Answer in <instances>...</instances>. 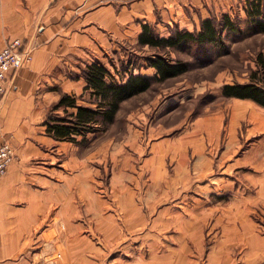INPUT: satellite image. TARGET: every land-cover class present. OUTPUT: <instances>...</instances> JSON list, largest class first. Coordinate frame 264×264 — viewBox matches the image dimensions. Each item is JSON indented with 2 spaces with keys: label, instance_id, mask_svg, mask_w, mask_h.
<instances>
[{
  "label": "crops",
  "instance_id": "0c3cea01",
  "mask_svg": "<svg viewBox=\"0 0 264 264\" xmlns=\"http://www.w3.org/2000/svg\"><path fill=\"white\" fill-rule=\"evenodd\" d=\"M236 1L0 0V50L21 37L32 53L0 107V145L16 150L0 180V264H264V106L236 98L223 147L217 112L168 121L190 102L181 82L156 108L141 101L123 138L57 140L44 124L63 93L84 94L73 75L87 63L120 73L150 47L143 24L199 30ZM212 193L229 201L207 207Z\"/></svg>",
  "mask_w": 264,
  "mask_h": 264
},
{
  "label": "trees",
  "instance_id": "16d2710c",
  "mask_svg": "<svg viewBox=\"0 0 264 264\" xmlns=\"http://www.w3.org/2000/svg\"><path fill=\"white\" fill-rule=\"evenodd\" d=\"M244 9V19H233L231 14L223 13L219 20L216 16L203 20L199 30L190 31L174 25L168 37L161 36L153 25L143 24L139 43L162 51L153 58L148 57V65L157 70L156 74L149 77L132 73L124 80L118 79L111 68L99 59L87 63L73 76H82L86 80L85 92L89 91L90 94L86 100L90 104L79 103V98L84 94L63 93L50 107L44 122L46 132L57 140L83 144L89 140L88 134L107 129L116 120L125 100L147 91L155 82H164L189 70L188 61L169 55L172 50L223 43L225 31H240L242 21L247 22L251 33L264 34V0H244ZM256 63L257 68L250 71L248 82L225 83L223 95L252 99L264 106V53L257 56ZM60 110L65 114L58 113Z\"/></svg>",
  "mask_w": 264,
  "mask_h": 264
},
{
  "label": "rangeland",
  "instance_id": "374dc122",
  "mask_svg": "<svg viewBox=\"0 0 264 264\" xmlns=\"http://www.w3.org/2000/svg\"><path fill=\"white\" fill-rule=\"evenodd\" d=\"M223 13L231 14L233 19H237V17L244 19L246 17L244 0H237L230 12L226 11ZM223 13H219L216 15L218 20L222 17ZM173 28L174 25L169 28L170 32ZM240 28L241 29L238 32L225 31L223 43L193 46L190 49L183 50H172L169 55L175 59L188 61L190 63L189 70L184 74L177 76L176 78H171L164 82H155L147 91L133 96V99L129 98L127 99L128 101L125 100L127 102L125 104H122V107L117 114L116 120L112 124H110L107 129L103 128L95 133L97 135L96 143L99 142L103 137H111L112 140L125 137V134L128 131L129 120L133 121L136 119L134 115H130V118H128V115L133 109L139 107L141 101L153 99V102H155L153 104V107L156 108L161 102H163V99H165L166 95L169 96L171 94L172 90H170L169 87L179 86L178 83L181 82L180 84H183V86H185L186 92L191 91L192 96L188 98L190 102H187L183 105H178L179 107L177 106L178 108H176L177 111L175 109L174 112H170L171 115H166L169 117L168 121L178 122L180 120L181 122L182 119H187L185 113L188 110L191 111V119L198 115L204 116L210 115L213 112H217L220 114L222 121L224 122L220 138V145L223 147L228 144L230 138L229 124L231 108L234 102H237V100L236 98H229L224 96L222 93V87L225 83L248 82L250 71L257 68V56L260 53H264V34L251 33L249 31L248 24L245 21H242V23H240ZM157 32L160 34L158 30ZM139 45L140 47L146 46L141 45L140 43ZM148 48L143 50L141 54H134L123 59V66H121L120 68V73L117 72V70L114 72L111 69L116 77L118 79L122 78L125 80L129 77L130 74H136V69L138 68V66L142 67L143 65L145 67H149L148 57L153 58L156 54L161 53L162 51L161 49L151 46ZM11 83H9V86ZM85 95H87V97H84ZM89 95V93H84V96L80 98L86 100V98L90 97ZM238 102L241 101L238 100ZM92 105L95 104L92 103ZM58 113H60L61 115L65 114V112L62 110H60ZM15 158L16 150L14 159ZM134 159L136 160V158ZM137 162H139L138 159ZM229 196L230 194L228 193L221 197L222 199L229 201ZM221 197H218L217 194L212 193L210 197L211 201L208 202L209 206L207 207H214V203L220 200ZM147 251L148 250H144V252ZM80 258L82 262L86 260V257H84V255H82V257ZM59 260L63 261V263L61 264H66L65 258Z\"/></svg>",
  "mask_w": 264,
  "mask_h": 264
},
{
  "label": "built area",
  "instance_id": "2783aa9c",
  "mask_svg": "<svg viewBox=\"0 0 264 264\" xmlns=\"http://www.w3.org/2000/svg\"><path fill=\"white\" fill-rule=\"evenodd\" d=\"M31 59L32 53L21 37L9 39L0 50V102L16 73ZM14 157L15 149L10 143L6 142L0 146V179L7 174Z\"/></svg>",
  "mask_w": 264,
  "mask_h": 264
}]
</instances>
